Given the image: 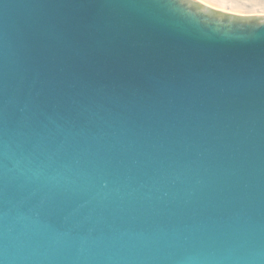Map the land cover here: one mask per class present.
Listing matches in <instances>:
<instances>
[{
  "label": "water",
  "instance_id": "obj_1",
  "mask_svg": "<svg viewBox=\"0 0 264 264\" xmlns=\"http://www.w3.org/2000/svg\"><path fill=\"white\" fill-rule=\"evenodd\" d=\"M0 264H264V15L0 0Z\"/></svg>",
  "mask_w": 264,
  "mask_h": 264
},
{
  "label": "rangeland",
  "instance_id": "obj_2",
  "mask_svg": "<svg viewBox=\"0 0 264 264\" xmlns=\"http://www.w3.org/2000/svg\"><path fill=\"white\" fill-rule=\"evenodd\" d=\"M217 1L213 0L212 2L210 0L208 1V3L210 4V7L212 8H216L218 10L222 9L223 11L225 10L226 12L230 11V13L241 15V16L264 15V0H217ZM214 2H217L220 5L217 3H215L216 4L215 5ZM221 3H224V7L226 6V9L221 7L223 6V4Z\"/></svg>",
  "mask_w": 264,
  "mask_h": 264
},
{
  "label": "bare ground",
  "instance_id": "obj_3",
  "mask_svg": "<svg viewBox=\"0 0 264 264\" xmlns=\"http://www.w3.org/2000/svg\"><path fill=\"white\" fill-rule=\"evenodd\" d=\"M200 1L210 6V4L208 3V1H210V0H200ZM211 1L213 2V0H211ZM214 1H217V0H214ZM212 2H211V3H212ZM217 2H218V1H217ZM217 2H214V4L217 3ZM212 4H213V3H212ZM217 4H219V3H217ZM221 4H223V6H221V7H223L224 9H226V6L224 7V3H221ZM215 5H216V4H215ZM219 5H220V4H219ZM219 5H217V6H219ZM220 10H222V9H220ZM224 11H225V10H224ZM229 12H230V11H229Z\"/></svg>",
  "mask_w": 264,
  "mask_h": 264
}]
</instances>
